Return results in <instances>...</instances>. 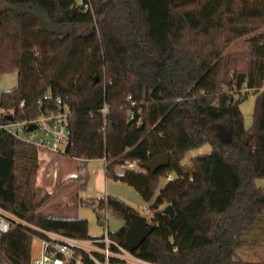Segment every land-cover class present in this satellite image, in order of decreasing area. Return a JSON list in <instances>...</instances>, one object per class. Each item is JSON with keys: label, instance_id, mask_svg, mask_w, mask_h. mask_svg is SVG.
<instances>
[{"label": "trees", "instance_id": "1", "mask_svg": "<svg viewBox=\"0 0 264 264\" xmlns=\"http://www.w3.org/2000/svg\"><path fill=\"white\" fill-rule=\"evenodd\" d=\"M74 1L0 0V75L18 80L0 94V112L32 121L58 114L62 99L71 130L64 155L105 159L108 178L151 203L155 229L137 257L149 264H259L237 252L249 232L264 231V186L257 184L264 180V0H92L94 15ZM164 42L171 54L152 64L146 54ZM245 88L256 96L250 129L241 110L250 96ZM204 144L212 153L193 158L186 172L180 161ZM164 153L169 168L151 174L145 165ZM41 160L38 146L0 128V208L36 228L96 238L87 219L40 212L50 196L40 198ZM130 161L137 170L117 172ZM91 204L99 223L104 211L125 221L110 234L127 247L136 211L112 196ZM162 205H172L175 217ZM36 234L22 224L0 233V264H31Z\"/></svg>", "mask_w": 264, "mask_h": 264}, {"label": "rangeland", "instance_id": "2", "mask_svg": "<svg viewBox=\"0 0 264 264\" xmlns=\"http://www.w3.org/2000/svg\"><path fill=\"white\" fill-rule=\"evenodd\" d=\"M170 54V46L168 43L164 42L154 45L152 50L148 52L146 56L152 64H160ZM17 82L16 73L0 75V94L3 91H9L14 88L17 85ZM235 97L237 98L238 96ZM249 105L251 107L252 105L254 106V99L248 97L241 104L244 123L248 122L247 113L245 111H247ZM191 128L192 131H194V127L191 126ZM32 135L33 137H37L39 133L37 131L36 133H32ZM39 150L42 160L38 172L37 186L39 194L41 195L40 198H43L48 194L50 195L40 208V212L44 215L58 218H74L76 216L78 218H85L89 221V234L91 236H102L107 229L110 233H114L126 224L122 218L111 211H104L101 222L99 223L97 220V213L95 212L91 201H95L98 198H103L110 194L113 197H119L124 200L136 212H138L139 206L151 205V203L145 202L132 186L122 181L119 182V180L108 178L106 176L105 163L98 160L91 162L88 168L91 179L89 182L86 181L84 183L82 191L79 192V196H81L80 199H82L81 202L75 194L77 186L75 180H70V178L68 179V176H66L70 172L71 174H76V169L61 162V156L63 155L46 151L41 148H39ZM211 151V146L209 144H204L185 154L184 159L180 161L179 165L183 167L186 172H190L191 160L197 156L210 154L212 153ZM131 166L136 170L138 168L136 162L130 161L118 166L117 172L123 173L126 168ZM93 169L97 171V174L92 173ZM166 182L165 178H163L160 181V185L164 186L167 184ZM164 208H166L165 205L160 206L161 210ZM153 215L154 210L150 217ZM150 217L147 218L148 221ZM149 222L152 223L151 219ZM32 243V258H37L40 255L41 244H39V240L36 237ZM238 251V256L242 257L244 260L264 264V231H260L256 227L249 232L245 246Z\"/></svg>", "mask_w": 264, "mask_h": 264}, {"label": "built area", "instance_id": "3", "mask_svg": "<svg viewBox=\"0 0 264 264\" xmlns=\"http://www.w3.org/2000/svg\"><path fill=\"white\" fill-rule=\"evenodd\" d=\"M92 2V0H75L72 7L94 15ZM94 21L96 24L97 18L95 16ZM241 92L249 93L251 96L254 90L245 88ZM57 103L60 107L58 114L41 116L36 120L24 122H14V120L10 121L7 119L5 123L0 122V128H4L26 143L38 146L46 151L64 155L71 136V130L67 123V117L70 114L69 107L63 104L61 98L57 99ZM104 111L107 112V109L105 108ZM4 114L10 115L9 113L0 112V115ZM31 124H36L37 130L28 133L27 128ZM37 131L39 135L33 137L32 133ZM173 179L174 175L171 173L165 180L169 182ZM152 211L151 205H142L138 207V212L136 213L147 219L151 216ZM17 224H22L35 230L37 233L35 237L41 244L40 255L37 258H33L31 264H149V262L134 255L128 247L114 240L108 229L102 236L79 239L69 236V234L36 228L25 220L0 208V233L8 232Z\"/></svg>", "mask_w": 264, "mask_h": 264}, {"label": "water", "instance_id": "4", "mask_svg": "<svg viewBox=\"0 0 264 264\" xmlns=\"http://www.w3.org/2000/svg\"><path fill=\"white\" fill-rule=\"evenodd\" d=\"M5 10H13L11 7H6ZM31 13L38 15L42 19H44V22L50 27V28H56V24H52L51 19L46 16L45 13H43L41 10L33 9L30 11ZM7 119L10 121L14 120L13 115H7ZM51 123V122H50ZM37 130L36 124H31L27 128V132L31 133L33 131ZM249 138L244 140V143L249 142ZM171 163V156L169 153H164L161 155H157L153 157L145 166V168L150 171L151 174H155L160 169L169 168V165ZM167 216L175 217V210L172 205H168L166 208L162 211ZM130 215V225L127 229L126 235H125V244L128 247V249L131 252H135L141 244L151 235V233L155 229V225L149 223L147 219H145L142 215H139L137 213H131Z\"/></svg>", "mask_w": 264, "mask_h": 264}, {"label": "crops", "instance_id": "5", "mask_svg": "<svg viewBox=\"0 0 264 264\" xmlns=\"http://www.w3.org/2000/svg\"><path fill=\"white\" fill-rule=\"evenodd\" d=\"M249 98L254 99V106L252 105V107H251L249 105L247 107V111H245L247 113V117H248V122L245 123V127L247 129H250L252 127V125H253V111H254V107H255L256 96L255 95H251V96H249ZM242 113H243V111H242ZM61 160H62L61 161L62 163H66V165H68V166L70 165V166L74 167L76 169L75 170L76 174H78L79 177L81 178L82 181H80L77 184L75 194H76V197L79 199V201L81 200V202H82V199H80L81 196H79V192L82 191V189L84 187V183L86 181L89 182L90 179H91V175H90V173L88 171V168H89L91 162H93L94 160H98V161L104 162L105 163V168H106V161H105V159H92V160H88V161L86 159H71V158H69L67 156H64V155L61 156ZM92 173L93 174H97V171L93 169ZM74 175L75 174H71V172H70L66 176H68V179L70 178V180H71V177L74 176ZM257 184L259 186H264V180H258ZM107 193H109V192H107ZM108 195L112 196L110 194H108ZM94 237H99V236H94Z\"/></svg>", "mask_w": 264, "mask_h": 264}]
</instances>
